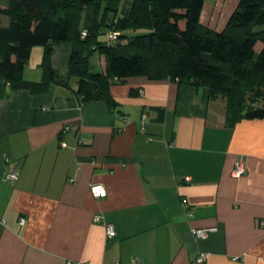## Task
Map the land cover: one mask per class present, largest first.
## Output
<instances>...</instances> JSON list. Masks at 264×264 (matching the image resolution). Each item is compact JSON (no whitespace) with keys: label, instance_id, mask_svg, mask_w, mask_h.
<instances>
[{"label":"crops","instance_id":"crops-1","mask_svg":"<svg viewBox=\"0 0 264 264\" xmlns=\"http://www.w3.org/2000/svg\"><path fill=\"white\" fill-rule=\"evenodd\" d=\"M235 1L204 0L201 24L220 30ZM70 48L51 49L60 73ZM42 52L32 47L26 79L41 78ZM75 88L70 78L39 94L0 89V264H197L200 252L198 264H264V119L230 127L222 100L167 78L110 84L112 107L80 101ZM3 156L18 170L13 183ZM93 183L104 197H92ZM204 227L216 231L191 233Z\"/></svg>","mask_w":264,"mask_h":264},{"label":"trees","instance_id":"trees-1","mask_svg":"<svg viewBox=\"0 0 264 264\" xmlns=\"http://www.w3.org/2000/svg\"><path fill=\"white\" fill-rule=\"evenodd\" d=\"M203 4L0 0V89L39 94L50 85L67 88L75 78L80 101L112 107L110 84L133 76L167 78L206 89L208 100H222L230 127L242 119H264V0H236L220 30L201 24ZM62 42L71 47L65 73L50 62L52 47ZM34 46L43 48L38 81L24 77ZM94 54L96 71L89 61Z\"/></svg>","mask_w":264,"mask_h":264},{"label":"built area","instance_id":"built-area-1","mask_svg":"<svg viewBox=\"0 0 264 264\" xmlns=\"http://www.w3.org/2000/svg\"><path fill=\"white\" fill-rule=\"evenodd\" d=\"M61 145L64 146V143H61ZM3 160H4L5 165H6L3 179L6 182L13 183L18 176V170L15 166L11 165L7 156H3ZM244 173H245V168H244L243 163L240 161L234 162L233 167L231 169V176L238 178V177L242 176ZM186 179H188V178H186ZM89 191H90V194L92 195V197H95V198H101V197H104L106 195L105 188L101 184H98V183L91 184L89 186ZM182 204H186V202L183 200ZM93 221L94 222H100L104 225L105 234L107 237H111L112 235H114V227L111 223L102 221V219L99 215H95L93 217ZM262 222H264V220ZM23 223H24V218L19 217L18 224L22 225ZM215 231H216V227H204V228L192 229L191 233L194 235V237H196L198 239H204V238L208 237L209 234H211ZM206 256H207V252H200L195 256L194 262L197 264L202 263L205 261ZM69 264H77V263H69ZM115 264H119V263L116 262ZM127 264H140V262L136 259H132Z\"/></svg>","mask_w":264,"mask_h":264},{"label":"rangeland","instance_id":"rangeland-1","mask_svg":"<svg viewBox=\"0 0 264 264\" xmlns=\"http://www.w3.org/2000/svg\"><path fill=\"white\" fill-rule=\"evenodd\" d=\"M219 0H205V3L206 4H214V3H216L217 4V2H218ZM229 1H231V0H220V2L221 3H224V4H226V3H229ZM216 8V7H215ZM217 13V12H216ZM5 18V17H4ZM141 32H143L142 30H138V31H136L135 33H141ZM96 58H97V56H96V54H94V55H90L89 56V61H90V65H91V70L92 71H96V70H98V67H97V65H96ZM33 72H35L36 73V70L34 71L33 69H31V70H28V73H29V76H31V74H33Z\"/></svg>","mask_w":264,"mask_h":264}]
</instances>
